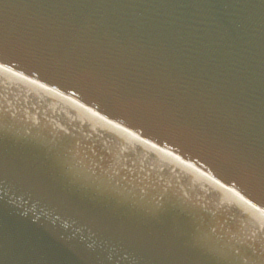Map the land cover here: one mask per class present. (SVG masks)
I'll return each mask as SVG.
<instances>
[{
    "label": "water",
    "instance_id": "water-1",
    "mask_svg": "<svg viewBox=\"0 0 264 264\" xmlns=\"http://www.w3.org/2000/svg\"><path fill=\"white\" fill-rule=\"evenodd\" d=\"M0 62L264 209V0H0ZM18 149L0 134V264H220L205 227L186 239L166 207L47 185L53 165Z\"/></svg>",
    "mask_w": 264,
    "mask_h": 264
},
{
    "label": "bare ground",
    "instance_id": "bare-ground-1",
    "mask_svg": "<svg viewBox=\"0 0 264 264\" xmlns=\"http://www.w3.org/2000/svg\"><path fill=\"white\" fill-rule=\"evenodd\" d=\"M0 122L25 134L44 133L45 143L49 144L51 139L67 134L70 139H86L94 147L109 149L112 156L105 161L117 158L114 172L129 180L139 176L154 184L163 206L182 208L184 214L193 211L205 221L216 222L220 226L216 233L220 238L224 235L222 245L231 257H242L245 264H260L258 260H263L264 209L176 152L1 63Z\"/></svg>",
    "mask_w": 264,
    "mask_h": 264
},
{
    "label": "rangeland",
    "instance_id": "rangeland-1",
    "mask_svg": "<svg viewBox=\"0 0 264 264\" xmlns=\"http://www.w3.org/2000/svg\"><path fill=\"white\" fill-rule=\"evenodd\" d=\"M58 112H59V111H58ZM106 152H107V151H106ZM68 158H69V157H68ZM120 179H121V178H120ZM124 179H125V178H122L121 180H119V178H116L115 181H119V182L121 181V182H123Z\"/></svg>",
    "mask_w": 264,
    "mask_h": 264
}]
</instances>
